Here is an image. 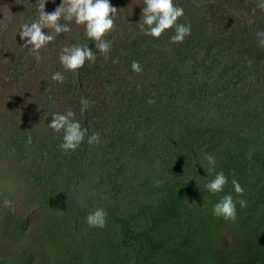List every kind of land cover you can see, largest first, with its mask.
<instances>
[{"label":"rangeland","instance_id":"1","mask_svg":"<svg viewBox=\"0 0 264 264\" xmlns=\"http://www.w3.org/2000/svg\"><path fill=\"white\" fill-rule=\"evenodd\" d=\"M224 1L173 0L184 10L180 18L187 17L185 25L191 26V34L179 43L182 49L178 48L187 59L177 51L170 71L166 76V72L159 73V79L175 92L189 83L185 96L190 102L179 121L185 130L210 123L221 130L224 149L255 158L257 177L253 180L260 189L250 202L258 205L251 210L256 215L246 227L237 214L234 221L213 215V206L225 196L222 192L205 193L202 202L197 191L179 184L174 185V192L163 187L152 196L151 184H147L152 179L143 180L151 169L142 161L136 162L143 152L136 146L121 150L116 145L115 117L120 112L137 116L132 107L151 96L150 74L143 69L133 72L131 64L141 62V68L151 66L156 72L169 51L156 44L170 35V29L159 38L141 30L143 0H109L117 12L114 30L104 36L110 41L107 56L95 48L83 25L62 20L71 30L42 47L39 61L19 36L21 25L38 20V0H0V264H133L139 245H126L125 228L131 221L129 225L136 228L133 231H146L155 223L152 213L161 206L169 208L168 198L188 215L180 232L194 238L205 232L219 253L243 244L252 232L264 229V188L259 182H264V63H248L244 56V67L225 53L233 52V48H227L230 36L224 26L231 16L222 13ZM255 1L234 0L235 14L246 11ZM60 3L46 0L45 12H53ZM43 31L54 34L48 28ZM189 37L193 47L207 42L196 60L191 59L194 51L187 46ZM253 43H258L257 36ZM72 45H87L96 54L95 62L86 60L79 70L66 71L59 55ZM56 72L63 74L62 83L51 79ZM82 99L89 102L83 113ZM69 110L87 129L75 151H63V133L48 127L53 113ZM246 130H259L257 138L234 144L237 134L242 137ZM93 133L99 134V142L89 144L88 136ZM202 142L193 136L187 147L194 154L203 153L207 147H202ZM205 156L203 153L200 161ZM213 157L215 171L209 173L208 165L203 169L208 174L202 179L203 186L218 169L220 160ZM148 195L151 199L146 200ZM5 200L11 201L7 208ZM98 208L106 213L103 229L86 223V217Z\"/></svg>","mask_w":264,"mask_h":264},{"label":"trees","instance_id":"2","mask_svg":"<svg viewBox=\"0 0 264 264\" xmlns=\"http://www.w3.org/2000/svg\"><path fill=\"white\" fill-rule=\"evenodd\" d=\"M260 2H264V0H256L250 5L249 2H246L250 8L244 12L240 11L239 15L234 12V0H225L221 3L222 13L225 12L223 14L226 17L231 16L229 24L224 26V31L225 33L227 31L230 36L228 39L230 46L227 44V48L230 47V50L233 48V52L225 53L231 54V58L242 66H244V56L248 63H259V60L264 63V48L260 47L259 43H253L256 33L260 29H264V10L257 6ZM231 4H233L232 8L230 7ZM195 12L205 14L200 11ZM177 23L187 24L188 18L185 16L179 18ZM172 31L170 29V35L164 39L163 37L160 38L156 44L166 51L169 50L168 59L160 61L162 66L156 70L157 73L151 66L142 67L145 73L150 74V83H153L150 84L151 96H147L138 107H132L137 116L120 112V116H116L114 119L116 145L121 150L127 146L132 148L136 146L138 150L143 152L142 157H138L136 162L142 161L146 168L151 169H143L145 173L147 170L143 180L146 182L148 179H152V183H147L148 185L151 184L152 196H156L163 187L174 192V185L184 184L189 188L188 190L197 191L200 194L198 199H201L202 202L205 200V193H209L202 184V179L205 180L208 177L206 172L203 173V169L209 164L206 159L204 161L207 164L200 161V157L203 153L215 155L220 160L216 172L223 171L228 177V183L225 185L222 194H231L233 200L237 201V217L242 220L243 227H246L248 221L256 215L251 210L258 205L250 202L253 193L257 194L260 189L253 180L257 177L255 158L248 157L245 153L238 151L231 154L227 149H224L222 147L224 143L221 142V130H217V127L210 123L198 124L189 131L185 130L182 124L180 125V116L190 102V98L187 99L185 96V93L189 91V83L187 86L184 85L182 90L175 92L172 87H166L164 82L159 79V73L163 75L166 72V76L170 71L172 62L177 57V51L187 59L184 52L178 50V48L182 49L179 43L171 41L170 38L174 35ZM190 38L192 37L186 39L187 46L194 51L191 59L196 60L199 58L197 54L203 51V46L207 42H202L193 47L192 43H188ZM168 39L170 42L167 44ZM165 63L168 66H164ZM139 64L143 65L141 62ZM200 64L203 63L200 62ZM166 67H168V71H166ZM250 75L253 76L251 72ZM145 88L143 86V92L147 95ZM177 97H180L181 100H178ZM180 101L184 102L179 104ZM167 121L173 122L167 125ZM258 131H243L242 137L237 134L234 138V144H237L241 139L252 138L255 140ZM141 136L142 139L140 140ZM193 136L203 141L202 147L205 145L207 147L205 152L194 154L188 149L187 143ZM110 152H112L111 149ZM135 152L138 153L136 149ZM201 162L203 163L200 164ZM215 173L212 174L213 178ZM233 179L237 180L244 189L242 195H237L234 192L231 183ZM125 180L128 182V178ZM137 181H133V183ZM156 181H161L159 186H156ZM259 182L264 188V182L260 179ZM153 189H157V192ZM149 199H151L150 195L146 200ZM239 200H246L247 206L241 208L238 203ZM172 202L174 199L170 201L168 198L166 203L169 208L161 206L156 214L155 212L152 213L155 223L146 231L135 232L133 230L136 228L129 225L131 221L128 223L124 230L126 245L134 243L139 245L133 264H264V234L262 233L264 229L258 233L252 232L246 237L247 241H244L243 244L224 253H219L211 245L209 236L205 232L202 231L201 235L196 238L191 234L180 232L181 225L187 223L188 215L182 209H176ZM180 218L181 220H179Z\"/></svg>","mask_w":264,"mask_h":264},{"label":"clouds","instance_id":"3","mask_svg":"<svg viewBox=\"0 0 264 264\" xmlns=\"http://www.w3.org/2000/svg\"><path fill=\"white\" fill-rule=\"evenodd\" d=\"M46 0H38L40 15L38 20L31 24L21 25L19 33L20 39L24 41L23 46L35 54L37 61L41 59L39 50L55 39L56 35L69 32L71 29L68 23L61 21L75 22L83 25L86 36L95 41V48L99 53L107 56L110 51V41L104 36L114 30V19L117 8L110 5L109 0H61L56 9L45 12ZM140 28L145 35L159 38L165 30L174 29V35L170 38L173 43L183 42L186 36L191 34V26L177 23L178 19L184 15L181 7L175 6L173 0H143ZM264 10V2L257 5ZM45 28L51 29L54 34L45 33ZM259 46L264 48V31L256 33ZM95 62L96 54L87 45H72L64 47L59 55V61L66 71L75 72L82 68L85 61ZM131 70L140 73L142 68L139 62L131 64ZM51 79L62 83L64 76L60 72L53 73ZM87 100H81V113L88 106ZM75 113L71 110L64 114L53 113L48 127L55 133H63V142L60 148L63 151H75L84 141L87 129L81 126L80 121L74 119ZM30 142V141H29ZM87 142L94 144L99 142V134L93 133L88 136ZM205 159L209 164L208 172L215 171V158L206 155ZM161 181H156L159 186ZM228 183V177L223 171L216 172L213 179L209 180L204 187L211 194L220 193ZM232 187L237 195H242L244 189L240 183L233 179ZM236 203L231 194L223 196L217 202L212 212L214 216L222 217L225 220L234 221L236 219ZM241 208L247 206L246 200L238 201ZM11 201L5 200L4 206L7 208ZM86 223L90 227L103 229L106 225V213L102 208L96 209L86 217Z\"/></svg>","mask_w":264,"mask_h":264}]
</instances>
